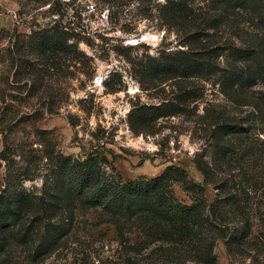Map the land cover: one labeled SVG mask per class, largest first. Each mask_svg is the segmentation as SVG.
Segmentation results:
<instances>
[{
    "label": "trees",
    "instance_id": "1",
    "mask_svg": "<svg viewBox=\"0 0 264 264\" xmlns=\"http://www.w3.org/2000/svg\"><path fill=\"white\" fill-rule=\"evenodd\" d=\"M106 1L109 11L137 3L142 17L156 18L157 27L176 33L180 45L145 50L129 60L132 77L155 98L132 101L128 124L134 134H156L162 120L186 113L200 97L196 80L212 81L234 112L247 116L237 121L225 114L211 121L213 158L194 159L204 184L177 163L155 176L124 177L100 138L81 155L49 143L40 188L24 185L31 177L27 165L16 171L8 166L0 181V264H37L72 233L77 214L90 210L124 238L126 264H217V241H245L253 217L262 218L247 203L264 196V140L254 141L264 135V0ZM26 38L17 44L20 71L37 79L29 53L51 75L77 65L86 55L80 42L89 43L62 20L33 28ZM175 182L196 194L191 203L177 197ZM205 184L217 189L211 201Z\"/></svg>",
    "mask_w": 264,
    "mask_h": 264
},
{
    "label": "rangeland",
    "instance_id": "2",
    "mask_svg": "<svg viewBox=\"0 0 264 264\" xmlns=\"http://www.w3.org/2000/svg\"><path fill=\"white\" fill-rule=\"evenodd\" d=\"M12 1L15 25L0 29V181L8 166L16 171L27 165L31 177L24 185L40 188L45 167L42 155L49 143L66 154L81 155L100 138L124 177L155 176L168 164L177 163L204 184L194 159L213 158L211 121L225 114L237 121L247 116L239 110L235 113L212 81L196 80L200 97L186 113L162 120L156 134H134L128 124L133 100H155L132 77L129 60L145 50L157 53L163 45L180 47L176 33L159 29L154 17H142L135 2L114 5L109 11L111 5L106 0ZM54 20L69 23L86 37L89 43L80 42L86 54L81 56L83 62L47 75L39 56L31 52L28 57L40 76L23 77L17 44L27 39L33 28ZM132 37L143 39L135 43L129 40ZM39 82V89H30ZM117 86L121 89L111 91ZM37 130L48 132L43 136ZM260 137L254 141L262 142L264 135ZM173 187L180 200L193 201L196 194L181 182ZM204 194L211 201L217 189L205 184ZM247 204L251 212L261 210L262 218L253 217L251 235L245 241H217V264H264V196L254 195ZM100 218L96 211L79 212L72 233L37 264H126L124 238L112 223Z\"/></svg>",
    "mask_w": 264,
    "mask_h": 264
},
{
    "label": "crops",
    "instance_id": "3",
    "mask_svg": "<svg viewBox=\"0 0 264 264\" xmlns=\"http://www.w3.org/2000/svg\"><path fill=\"white\" fill-rule=\"evenodd\" d=\"M16 5L12 0H0V29L10 28L15 25L13 13Z\"/></svg>",
    "mask_w": 264,
    "mask_h": 264
},
{
    "label": "water",
    "instance_id": "4",
    "mask_svg": "<svg viewBox=\"0 0 264 264\" xmlns=\"http://www.w3.org/2000/svg\"><path fill=\"white\" fill-rule=\"evenodd\" d=\"M140 39H143V38H138V37L129 38L130 41H134L135 43H138Z\"/></svg>",
    "mask_w": 264,
    "mask_h": 264
},
{
    "label": "built area",
    "instance_id": "5",
    "mask_svg": "<svg viewBox=\"0 0 264 264\" xmlns=\"http://www.w3.org/2000/svg\"><path fill=\"white\" fill-rule=\"evenodd\" d=\"M16 16V15H15Z\"/></svg>",
    "mask_w": 264,
    "mask_h": 264
}]
</instances>
